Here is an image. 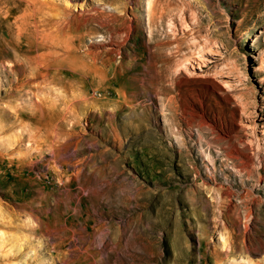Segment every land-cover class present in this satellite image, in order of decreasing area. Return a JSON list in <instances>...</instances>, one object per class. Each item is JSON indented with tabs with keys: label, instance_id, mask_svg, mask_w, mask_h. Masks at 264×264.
<instances>
[{
	"label": "rangeland",
	"instance_id": "374dc122",
	"mask_svg": "<svg viewBox=\"0 0 264 264\" xmlns=\"http://www.w3.org/2000/svg\"><path fill=\"white\" fill-rule=\"evenodd\" d=\"M149 1L0 0V264H264V0Z\"/></svg>",
	"mask_w": 264,
	"mask_h": 264
},
{
	"label": "bare ground",
	"instance_id": "6f19581e",
	"mask_svg": "<svg viewBox=\"0 0 264 264\" xmlns=\"http://www.w3.org/2000/svg\"><path fill=\"white\" fill-rule=\"evenodd\" d=\"M152 1H153V0H152ZM153 5H154V4H153ZM153 5H152V2H151V0H150V1L148 2V8H151V6H153ZM154 6H155V5H154ZM154 9H155V8H154ZM154 9H153V11H154ZM104 11H105V10H104ZM104 11H103V13L100 12L101 15L104 14ZM106 13H107V12H106ZM149 13H150V12H149ZM151 13H153V12H151ZM161 13H162V12H161ZM153 14H154V13H153ZM153 14H151V15L153 16ZM155 14H156V12H155ZM99 16H100V15H99ZM103 16H105V14H104ZM149 16H150V15H149ZM162 16H163V15H162ZM159 17H161V16H159ZM101 18H102V17H101ZM103 18H104V17H103ZM105 18H106V17H105ZM153 18H154V17H153ZM153 18H152V19H153ZM160 19H161V18H160ZM103 20H104V19H102V21H103ZM99 21H100V20H99ZM104 21H105V20H104ZM130 21H131V20H130ZM131 22H132V21H131ZM131 22H130V23H131ZM103 24H106V22L103 23ZM101 25H102V24H101ZM104 27H105V26H104ZM111 29H112V28H111ZM112 31H113V30H112ZM47 36H48V35H47ZM116 36H117V35H116ZM114 37H115V36H114ZM121 41H122V40H121ZM198 67H199V66H198ZM234 121H235V120H234ZM254 130H255V129H254ZM254 136H255V133H254ZM254 136H253V137H254ZM256 138H257V137H256ZM251 139H252V138H251ZM251 141H252V140H250L249 142H251ZM255 141L257 142L258 139H255ZM252 143H253V141H252ZM259 145H260V144H258V147H259ZM258 150H259V149H258ZM256 153H257V152H256ZM243 165H244V164H243ZM236 166H237V165H236ZM237 225H238V224H237Z\"/></svg>",
	"mask_w": 264,
	"mask_h": 264
}]
</instances>
